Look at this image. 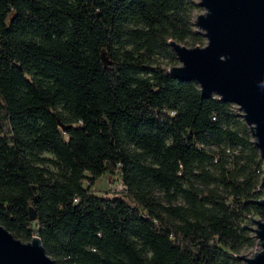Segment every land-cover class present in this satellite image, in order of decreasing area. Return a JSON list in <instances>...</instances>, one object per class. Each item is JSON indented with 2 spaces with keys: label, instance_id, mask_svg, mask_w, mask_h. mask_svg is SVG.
Masks as SVG:
<instances>
[{
  "label": "trees",
  "instance_id": "16d2710c",
  "mask_svg": "<svg viewBox=\"0 0 264 264\" xmlns=\"http://www.w3.org/2000/svg\"><path fill=\"white\" fill-rule=\"evenodd\" d=\"M197 7L0 0V224L38 236L54 264H235L253 245L263 161L249 127L156 61L175 58L171 40L203 46ZM115 172L111 197L95 193Z\"/></svg>",
  "mask_w": 264,
  "mask_h": 264
},
{
  "label": "water",
  "instance_id": "95a60500",
  "mask_svg": "<svg viewBox=\"0 0 264 264\" xmlns=\"http://www.w3.org/2000/svg\"><path fill=\"white\" fill-rule=\"evenodd\" d=\"M205 9L194 22L207 42L188 47L174 40L171 50L181 65L168 73L182 82L193 81L203 97L215 95L237 106L249 127L263 161L259 190L264 191V0H198ZM264 206V198L255 201ZM30 220L36 215L29 207ZM262 250L253 256H236L246 264H264V221L248 217ZM0 264H54L41 240L23 242L0 224Z\"/></svg>",
  "mask_w": 264,
  "mask_h": 264
},
{
  "label": "rangeland",
  "instance_id": "374dc122",
  "mask_svg": "<svg viewBox=\"0 0 264 264\" xmlns=\"http://www.w3.org/2000/svg\"><path fill=\"white\" fill-rule=\"evenodd\" d=\"M196 3L198 2V0H194ZM205 12V9L201 6H198L196 9H194L192 11V20L193 22H195L197 16L199 14H203ZM195 25V24H194ZM196 28V26H195ZM203 45L206 44L207 40L205 37H203ZM183 45H186L188 47H191V43L189 40L181 43ZM156 61L158 64H160L161 66H164L167 70L171 67L174 66H178L181 65V63L179 62V60L175 57L174 59H170L167 56H157L156 57ZM233 108L236 110V112L238 114H240L237 110V106L233 104ZM44 157L46 158H53V155L51 153L48 152H44L42 154ZM49 169L55 171V168L51 165L48 166ZM112 177V181L106 176H102L100 177L97 181L96 184L94 186V190L95 193L99 194V195H103V196H107V197H111V194H107V190L109 189H116L119 185H120V174L118 172H115L113 174L110 175ZM259 189V186H258ZM262 192V198H264V191L260 190ZM159 193V192H158ZM162 192H160L159 194H161ZM164 202V201H163ZM249 217H251L252 219H258L260 217H258L257 215H250ZM264 221V220H263ZM245 227L250 228V229H256V225L253 224L252 222H250L249 218L245 219L244 221ZM248 230V234L254 239V243L253 245H244L242 246L237 253L233 254L232 256L235 258V264H246L244 261H242L241 259L237 258L236 256H253L256 252H259L262 250L261 247V243L258 240V238L255 236V231L252 230Z\"/></svg>",
  "mask_w": 264,
  "mask_h": 264
}]
</instances>
